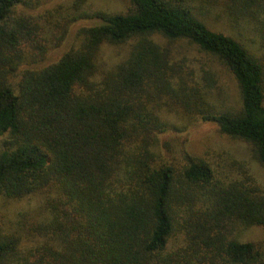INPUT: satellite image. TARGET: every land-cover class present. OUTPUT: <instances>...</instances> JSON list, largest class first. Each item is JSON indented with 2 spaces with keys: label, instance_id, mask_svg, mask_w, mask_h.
Returning <instances> with one entry per match:
<instances>
[{
  "label": "trees",
  "instance_id": "1",
  "mask_svg": "<svg viewBox=\"0 0 264 264\" xmlns=\"http://www.w3.org/2000/svg\"><path fill=\"white\" fill-rule=\"evenodd\" d=\"M43 1L0 0V198H37L35 215L0 218V264H264V240L239 239L264 229L256 179L220 178L160 140L170 114L211 121L264 166V0H130L116 13L73 0L64 22L27 12ZM200 4L223 27L202 20ZM80 16L99 23L35 66L53 26ZM127 42L99 75L102 45ZM214 64L233 77L237 105ZM204 83L221 102L204 99Z\"/></svg>",
  "mask_w": 264,
  "mask_h": 264
},
{
  "label": "rangeland",
  "instance_id": "2",
  "mask_svg": "<svg viewBox=\"0 0 264 264\" xmlns=\"http://www.w3.org/2000/svg\"><path fill=\"white\" fill-rule=\"evenodd\" d=\"M73 0H44L38 7L28 10L29 14L37 17H47L48 21L54 22L59 20L64 22L66 14ZM130 0H86L83 8L88 10L100 9L106 12L116 13L127 9ZM191 4H199V0H190ZM82 8V9H83ZM201 4L194 10L198 16L213 28H221L225 24V16L220 14L219 10H209ZM84 10V9H83ZM86 11V10H84ZM91 12V11H88ZM99 23V20L92 17H82L69 23L67 28H57V36H49L54 45L46 52L45 57L38 61L37 67H45L57 61L63 53L70 47L80 43L82 28L93 26ZM162 40V39H161ZM130 42L113 45L105 43L102 45L99 53L98 62L100 64L98 74L101 75L110 66L125 57L130 49ZM181 43H173L172 49L178 51ZM187 47H182V51ZM189 53H196L193 48H187ZM197 55V53H196ZM217 73L218 82L223 85L221 96L214 95L210 97L208 85L204 83L203 89L206 91L204 99L211 100L213 103L221 102V99L226 100L228 105H237L238 91L235 81L231 74L226 72L221 67L214 64ZM220 100V101H219ZM168 112V111H167ZM173 113V112H171ZM170 129L162 133L160 140L168 141L170 144H175L178 152L182 149L191 154L199 155L207 159L213 166L215 173L220 178L232 177L242 178L247 173H250L257 181L258 185L264 190V166L260 165L252 155L251 146L237 138L230 137L221 133L215 122L202 120H186L178 118L176 114H170L168 117ZM186 120V121H185ZM37 206V198L32 197L20 201L7 200L0 198V218L12 216L20 210H28L31 215H35ZM5 215V216H4ZM3 219V218H2ZM239 239L243 242L251 241L260 243L264 240V229L260 226H252L239 232Z\"/></svg>",
  "mask_w": 264,
  "mask_h": 264
}]
</instances>
